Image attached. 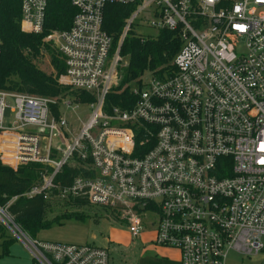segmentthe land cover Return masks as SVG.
<instances>
[{"label":"built area","instance_id":"obj_1","mask_svg":"<svg viewBox=\"0 0 264 264\" xmlns=\"http://www.w3.org/2000/svg\"><path fill=\"white\" fill-rule=\"evenodd\" d=\"M69 2L67 30L45 28L49 0H18L19 26L59 52L58 84L96 95L84 104L88 120L71 133L60 113L79 106L69 98L0 90L1 164L50 168L27 195L45 199L64 165L89 160L94 176L73 179L60 199L113 211L132 238L151 227L154 245L175 249L180 264H226L229 252L264 256V0ZM110 5L132 8L113 53L102 29ZM144 24L179 43L173 70L149 73L130 110L104 113L119 46ZM0 225L32 264H109L106 249L29 237L3 209Z\"/></svg>","mask_w":264,"mask_h":264},{"label":"trees","instance_id":"obj_2","mask_svg":"<svg viewBox=\"0 0 264 264\" xmlns=\"http://www.w3.org/2000/svg\"><path fill=\"white\" fill-rule=\"evenodd\" d=\"M131 12V7L118 5H110L105 9L102 29L112 39L111 53L118 47L124 22ZM73 15L69 0H49L45 28L67 30ZM19 20L18 0H4L0 6V90L54 99L74 98L82 105L95 102L92 95L58 84V78L64 73L61 55L54 47L43 43L40 35L21 32ZM178 49L179 43L166 31L150 38H143L134 31H129L119 46L121 60L116 66L118 82L105 95L103 112L110 113L113 108L130 110L136 101L134 92L143 88L144 73L157 72L160 75L172 71L171 62ZM53 112L56 113L57 110L54 109ZM138 134L140 137L141 133ZM89 168V160L82 161L74 157L55 176L54 184L57 189L51 190L44 199L41 195H27L34 187L39 186L41 174L50 172V168L29 164L12 170L0 162V209L5 210L14 223L33 239L40 231L54 224L60 225L69 219L83 221L84 216L78 210L89 205L80 198L66 199L69 204L65 205H70L76 212L55 215L51 219L49 215L60 209L59 203L65 199H60L59 194L71 186L73 179L94 176ZM103 212L114 215L108 209ZM4 235L5 229L0 225V237Z\"/></svg>","mask_w":264,"mask_h":264},{"label":"rangeland","instance_id":"obj_3","mask_svg":"<svg viewBox=\"0 0 264 264\" xmlns=\"http://www.w3.org/2000/svg\"><path fill=\"white\" fill-rule=\"evenodd\" d=\"M133 31L140 37H156L157 31L149 25H136ZM55 49V48H54ZM150 75L145 72L142 81L147 84ZM117 85V84H116ZM115 85V86H116ZM112 88V87H111ZM96 95H94L95 97ZM72 107L79 105L75 110L60 107L61 117L67 121L69 131L76 132L87 122L90 110L87 106L79 104V100L69 98ZM75 104V105H74ZM5 110L6 122L10 120L11 100H7ZM60 209L49 215V219L63 213L74 212L66 199L61 200ZM78 210V209H77ZM99 207H86L78 210L84 220L69 219L63 224H54L50 228L40 231L35 240L45 243L88 245L106 249L109 255V264H180L179 254L175 249L160 247L153 243V230L146 227L144 232L132 238L125 223L118 218L103 212ZM76 212V211H75ZM6 242H9L6 244ZM4 248H7L5 250ZM264 256L243 257L237 253L229 252L226 264H261ZM0 264H32L31 257L24 246L5 229L4 237H0Z\"/></svg>","mask_w":264,"mask_h":264}]
</instances>
